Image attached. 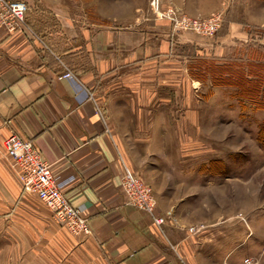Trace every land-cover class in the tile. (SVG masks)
Masks as SVG:
<instances>
[{"label":"crops","instance_id":"obj_1","mask_svg":"<svg viewBox=\"0 0 264 264\" xmlns=\"http://www.w3.org/2000/svg\"><path fill=\"white\" fill-rule=\"evenodd\" d=\"M102 2L100 9L107 6ZM171 2L192 18L220 13L227 30L223 25L207 38L175 29L155 18L148 0H116L110 16L93 13L92 0H67V17L60 15L61 0H35L60 16L66 37L60 45L50 30L39 35L33 20L13 32L0 25V234L7 241L18 231L24 251L33 230L36 264H181L157 240L152 216L126 204L121 178L133 135L125 121L139 124L141 108L154 123L172 121L155 114L170 106L162 90H192L191 59L232 58L250 35L236 0ZM67 70L75 78H63ZM13 135L32 142L52 166L60 188L89 220L91 236L72 237L53 216L28 212L27 196L18 193L4 157V142Z\"/></svg>","mask_w":264,"mask_h":264},{"label":"rangeland","instance_id":"obj_2","mask_svg":"<svg viewBox=\"0 0 264 264\" xmlns=\"http://www.w3.org/2000/svg\"><path fill=\"white\" fill-rule=\"evenodd\" d=\"M13 1L27 3L25 21L33 20L39 35L50 30L58 45L66 41L59 15L42 9L35 0ZM115 1L103 0L107 6L100 9L99 0L95 5L92 0L93 13L112 15L110 3ZM236 1L235 12L246 19L250 40L237 45L232 58L191 59L189 75L196 87L163 89L170 106L155 108L157 117L166 114L172 121L154 123L152 114L142 113V108L139 124L125 121L133 135L126 145L130 158L126 167L151 184L156 216L164 221L161 226L152 221L156 238L181 264H264V0ZM168 3L186 15L171 0ZM61 6L60 15L67 17V0H61ZM54 62L64 67L59 60ZM245 80L255 85L251 93ZM184 116L187 122L176 121ZM4 157L18 193L27 196L28 212L53 216L23 188L16 162L7 153ZM34 217L29 214L28 221ZM36 239L29 229L21 251L18 231L11 232L8 242L0 234V264H36Z\"/></svg>","mask_w":264,"mask_h":264},{"label":"built area","instance_id":"obj_3","mask_svg":"<svg viewBox=\"0 0 264 264\" xmlns=\"http://www.w3.org/2000/svg\"><path fill=\"white\" fill-rule=\"evenodd\" d=\"M148 2L155 18L169 21L175 29L213 38L223 26L224 17L220 13L205 19L192 18L181 15L168 0ZM28 9L27 3L23 1L0 0V25L10 32L24 26ZM62 77L70 79L75 78V75L67 70ZM4 148L7 155L18 165V176L23 188L43 202L51 211L55 222L66 228L73 236H91L89 220L80 209L71 204L68 194L58 185L52 166L44 160L33 143L13 135L4 142ZM121 187L128 206L151 215L155 225L163 224V219L156 216V202L151 186L126 166L121 178Z\"/></svg>","mask_w":264,"mask_h":264},{"label":"trees","instance_id":"obj_4","mask_svg":"<svg viewBox=\"0 0 264 264\" xmlns=\"http://www.w3.org/2000/svg\"><path fill=\"white\" fill-rule=\"evenodd\" d=\"M245 86H247V88H248V90H247V92L248 93H251V86H255L254 84H253V82H251V81H248V80H245ZM259 87H260V85H258ZM261 92H263L264 93V90L262 89V91ZM258 93H260V89L258 90Z\"/></svg>","mask_w":264,"mask_h":264}]
</instances>
